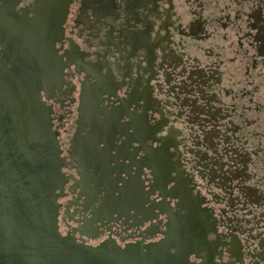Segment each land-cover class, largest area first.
<instances>
[{
    "label": "flooded vegetation",
    "instance_id": "1",
    "mask_svg": "<svg viewBox=\"0 0 264 264\" xmlns=\"http://www.w3.org/2000/svg\"><path fill=\"white\" fill-rule=\"evenodd\" d=\"M1 65L39 101H0V264L50 183L80 244L264 264V0H0Z\"/></svg>",
    "mask_w": 264,
    "mask_h": 264
},
{
    "label": "water",
    "instance_id": "2",
    "mask_svg": "<svg viewBox=\"0 0 264 264\" xmlns=\"http://www.w3.org/2000/svg\"><path fill=\"white\" fill-rule=\"evenodd\" d=\"M26 82V84H25ZM25 75L6 65L0 66V101L12 103L38 102L39 97ZM18 106V105H17ZM51 162V158H49ZM54 176V177H53ZM49 177L56 178V173L49 171ZM54 187L49 184L48 194H43V211L46 221L42 229L47 234L33 253L27 251L21 255L22 264H177V257L171 255L166 247L152 245L144 251L142 247L130 245L122 249L110 244L99 247L78 243L74 238L62 237L56 232ZM42 218V217H41ZM48 241V243H46ZM48 246L49 249L44 248ZM29 252V253H28ZM54 258V262L52 260ZM57 259H59L57 261ZM184 264H187L184 261Z\"/></svg>",
    "mask_w": 264,
    "mask_h": 264
}]
</instances>
